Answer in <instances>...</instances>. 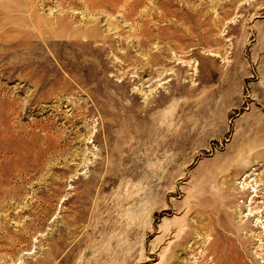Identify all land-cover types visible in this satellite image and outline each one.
<instances>
[{
    "label": "rangeland",
    "instance_id": "obj_1",
    "mask_svg": "<svg viewBox=\"0 0 264 264\" xmlns=\"http://www.w3.org/2000/svg\"><path fill=\"white\" fill-rule=\"evenodd\" d=\"M263 228L264 0H0V264H264Z\"/></svg>",
    "mask_w": 264,
    "mask_h": 264
},
{
    "label": "bare ground",
    "instance_id": "obj_2",
    "mask_svg": "<svg viewBox=\"0 0 264 264\" xmlns=\"http://www.w3.org/2000/svg\"><path fill=\"white\" fill-rule=\"evenodd\" d=\"M190 62V61H189ZM188 62V63H189ZM238 153V152H237ZM236 153V154H237ZM238 155H239V153H238ZM236 158H238V157H236ZM241 158V157H240ZM255 158V157H254ZM239 159V158H238ZM242 159V158H241ZM257 160V159H256ZM237 162H238V160H237ZM233 164V163H232ZM238 165H241L240 163H237L236 164V166H238ZM234 167V166H233ZM246 170V168H245V164H244V166H242L241 168H239L237 171L238 172H242V171H245ZM238 174V173H237ZM249 179H250V175L249 174H247V176H246V178H245V181L242 183V187H241V190H242V192H243V194H251V193H255V195L251 198V200H250V208H249V210H248V214L246 215L247 217L248 216H250V215H254L255 213L257 214V210L255 211V209H253V208H251V205L253 204V202H255L254 200H255V198L257 197V194L256 193H258V189H257V185L256 184H252V182L254 181H249ZM253 190V191H252ZM260 210V209H259ZM260 213V212H259ZM260 215V214H259ZM244 217V216H243ZM263 230H264V228H263ZM257 238L258 239H260L261 237L260 236H257ZM208 240H210V239H208L207 238V240L206 241H208ZM259 248H262V244L259 246ZM256 254V253H255ZM257 255H259V253H257ZM224 256V255H223ZM226 259V258H225ZM262 259H264V258H262ZM229 260H231V259H229ZM233 260V259H232ZM225 261V260H224ZM229 264V263H228ZM233 264H235V263H233ZM252 264H256L255 262H252Z\"/></svg>",
    "mask_w": 264,
    "mask_h": 264
}]
</instances>
